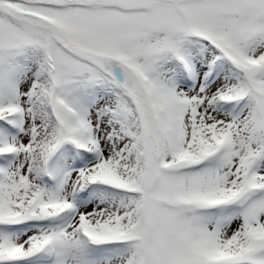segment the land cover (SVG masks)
<instances>
[{
  "label": "snow or ice",
  "instance_id": "snow-or-ice-1",
  "mask_svg": "<svg viewBox=\"0 0 264 264\" xmlns=\"http://www.w3.org/2000/svg\"><path fill=\"white\" fill-rule=\"evenodd\" d=\"M0 264H264V0H0Z\"/></svg>",
  "mask_w": 264,
  "mask_h": 264
}]
</instances>
